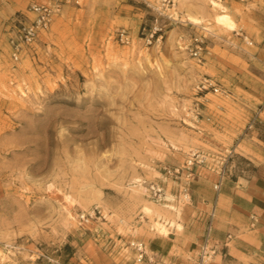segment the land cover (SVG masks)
<instances>
[{"label":"rangeland","instance_id":"374dc122","mask_svg":"<svg viewBox=\"0 0 264 264\" xmlns=\"http://www.w3.org/2000/svg\"><path fill=\"white\" fill-rule=\"evenodd\" d=\"M34 4L53 2L0 0V264H198L206 239L264 254L260 227L212 229L226 183L264 187V0H58L16 62Z\"/></svg>","mask_w":264,"mask_h":264},{"label":"crops","instance_id":"0c3cea01","mask_svg":"<svg viewBox=\"0 0 264 264\" xmlns=\"http://www.w3.org/2000/svg\"><path fill=\"white\" fill-rule=\"evenodd\" d=\"M196 199V206H201L202 213H199L200 220H208L212 205L209 202L201 201L205 198L199 192V187L192 190ZM215 205L212 229L217 239H220L223 233L235 235L234 243H240L237 239L240 226L260 227L264 229V187L258 182L244 181L242 183H226L218 195ZM228 242V240H226ZM231 241V242H232ZM264 242V239H262ZM260 245V241L258 242ZM264 247V246H262ZM241 254V255H240ZM245 252L234 251L233 253L220 254L214 256V264H244L239 261L241 256L251 258L248 264H264V254L254 252L251 257Z\"/></svg>","mask_w":264,"mask_h":264},{"label":"built area","instance_id":"2783aa9c","mask_svg":"<svg viewBox=\"0 0 264 264\" xmlns=\"http://www.w3.org/2000/svg\"><path fill=\"white\" fill-rule=\"evenodd\" d=\"M53 4H34L30 7V12L35 15V18L33 20H30L29 22L21 23V27L18 30V35L11 38V49H12V58L14 61H19L21 58V55L25 49V46H31L33 43H35L39 36L48 30L52 19L56 13L60 11V5L57 4L58 0H51ZM155 31L150 33L149 35H146L143 38V42L145 45H150L154 39L157 38L154 37ZM118 40L122 44H128L129 43V37L124 31H121L118 34ZM190 54L195 58L199 59V50L196 46L194 50H190ZM208 88H212L214 92H217V89H215L207 80L201 81L199 84L196 85L197 92H204ZM198 115V113H196ZM205 157L202 153H200L197 150H193L189 153L187 156V159L185 161L184 168L186 170H189L192 166L196 164H200L204 161ZM179 168H175L172 170H167V173L171 174H179ZM191 175L188 174L187 177ZM221 186V181H217L213 188L214 190L218 191ZM153 193L155 196L160 197L161 190L159 188L154 189L152 187ZM231 235L228 234L226 237V240H230ZM141 250V249H139ZM218 253L217 247L215 245H209V239L205 240V243L201 246L200 252H199V262L198 264H207L210 262L214 256ZM142 257V254L140 255V258Z\"/></svg>","mask_w":264,"mask_h":264},{"label":"bare ground","instance_id":"6f19581e","mask_svg":"<svg viewBox=\"0 0 264 264\" xmlns=\"http://www.w3.org/2000/svg\"><path fill=\"white\" fill-rule=\"evenodd\" d=\"M190 20L193 24H199L200 23V19H197V18H190ZM214 21L216 24L220 25L221 27L226 28V29H230V30H233L234 26H235L234 22L231 20V18L225 13L216 15ZM150 208H152V207H150ZM150 208L144 207L143 211H144V213H146V215L147 214L150 215V213L152 212V210ZM170 226H172V224ZM155 228L157 229V231H159L160 233H163V234H167V232H168L167 231L168 229L162 223H156Z\"/></svg>","mask_w":264,"mask_h":264}]
</instances>
